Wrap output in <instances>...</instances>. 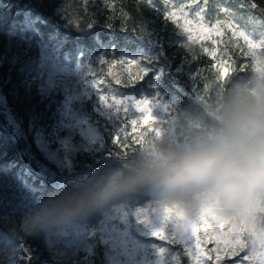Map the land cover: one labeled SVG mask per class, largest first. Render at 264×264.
Instances as JSON below:
<instances>
[{"label": "trees", "instance_id": "1", "mask_svg": "<svg viewBox=\"0 0 264 264\" xmlns=\"http://www.w3.org/2000/svg\"><path fill=\"white\" fill-rule=\"evenodd\" d=\"M181 8L193 21L191 42L183 17L165 19ZM201 23L211 31L196 38ZM262 30L264 0H0V264H193L184 250L192 223L202 241L210 237L201 244L204 264H235L255 242L245 264H257L264 228L222 215L211 201L188 215L138 191L68 223L30 221L53 198L131 168L141 155L211 138L233 85L264 75V49L250 53L238 35L256 39ZM158 69L167 115L153 109L156 119L145 124L135 108L125 118L106 105L114 97L155 102L149 80ZM227 231L245 248L230 258L221 241L216 261L214 240Z\"/></svg>", "mask_w": 264, "mask_h": 264}, {"label": "clouds", "instance_id": "2", "mask_svg": "<svg viewBox=\"0 0 264 264\" xmlns=\"http://www.w3.org/2000/svg\"><path fill=\"white\" fill-rule=\"evenodd\" d=\"M138 191L149 192L163 204L180 205L188 215L211 201L222 215L264 228V209L259 206L264 201V75L253 71L233 85L211 138L141 155L131 168L112 171L42 205L30 226L68 223Z\"/></svg>", "mask_w": 264, "mask_h": 264}, {"label": "snow or ice", "instance_id": "3", "mask_svg": "<svg viewBox=\"0 0 264 264\" xmlns=\"http://www.w3.org/2000/svg\"><path fill=\"white\" fill-rule=\"evenodd\" d=\"M146 2L148 3L149 6L153 5V0H146ZM253 7H256V6L253 5ZM187 15L188 14L181 8L176 11L166 12L165 19L171 20L174 24H178V18L183 17L184 18L183 23L180 24L179 26L183 28V31L187 34L188 41L191 42L194 40L193 29L191 27V25L193 24V21L191 19H188ZM202 20H203V17L201 16V22ZM218 24H219V21H217V25ZM91 26H92L91 24L88 25V27H91ZM210 31H211L210 28L203 27L201 23V26L198 28V32L200 36L196 38H201L204 34H207ZM235 34L236 33H234V35ZM238 35L243 38L250 53H253L254 50L256 49H264V30L261 31L260 35L256 39H254L252 36L247 34L245 31H240ZM257 39H258V42H257ZM209 55L212 56L213 59H215L214 52L209 53ZM149 61L151 62V60ZM123 62L124 61H121V63ZM127 63L133 64V63H139V62L128 60ZM140 71L144 74H147L149 69L147 67H141ZM228 71H229L228 68H223L221 70V78H223V76L226 75ZM159 75H160V69H158L157 76L149 80V84H151L157 90L156 96L154 97L155 102H153V100L148 99L147 97L141 98L139 100H135L132 98L121 99V98L114 97L112 104H106L107 97L101 95L100 99L109 107L115 108L117 115H119V113L123 111L125 113V118H126L127 112L129 111V108H135L136 111L142 114H146L143 122L147 124L149 120L156 119V117L153 116L152 114L153 109H155L159 113H164L165 115H167L171 107L169 104V100L165 102H161L160 100L161 95L165 96V92H162L159 86V80H158ZM169 75H171V73ZM194 86L196 85L194 84ZM136 123L137 121L133 119L132 125L135 126ZM133 131H135V127L133 128ZM152 131H156V129H153ZM115 139H116V142L119 143L120 137L116 136ZM204 218L205 216H202L200 220H203ZM221 227H223V225H221ZM186 230L188 231V233L190 230V234H189V239L185 245V249H184L185 252H187L190 255L193 261V264H204L205 250L201 247V244L202 242H207V240L210 239V237H208L207 232H205V238L202 241L201 236L196 234L199 231L196 223H192L190 227L186 228ZM153 235H155L157 238H161L162 234L161 232H155L153 233ZM219 236H220V239L214 240V242L217 245V248L213 249V251L217 252L215 256L216 261H219L221 259V256L218 251L221 241H223L226 248L233 249L230 258H235V256L238 255V252H236L235 249L245 248L244 239H242L241 237L235 236L231 231L220 233ZM255 246H256V242L252 245L251 254L248 251H245L243 256H241L239 260H236L235 264H245V262L250 261L252 257L256 255ZM259 246H260L261 251L259 253V260L257 264H264V238L259 239ZM161 253H163V251ZM207 259L212 260L213 257L210 254H208Z\"/></svg>", "mask_w": 264, "mask_h": 264}, {"label": "rangeland", "instance_id": "4", "mask_svg": "<svg viewBox=\"0 0 264 264\" xmlns=\"http://www.w3.org/2000/svg\"><path fill=\"white\" fill-rule=\"evenodd\" d=\"M0 101H4V96H3V94H2L1 87H0Z\"/></svg>", "mask_w": 264, "mask_h": 264}]
</instances>
